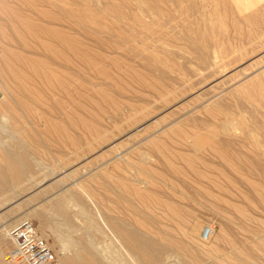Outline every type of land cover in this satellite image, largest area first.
<instances>
[{"label":"rangeland","instance_id":"rangeland-1","mask_svg":"<svg viewBox=\"0 0 264 264\" xmlns=\"http://www.w3.org/2000/svg\"><path fill=\"white\" fill-rule=\"evenodd\" d=\"M260 18L264 0H0V264L25 215L79 264L90 233L104 264H264V45L220 69L194 33Z\"/></svg>","mask_w":264,"mask_h":264},{"label":"bare ground","instance_id":"bare-ground-1","mask_svg":"<svg viewBox=\"0 0 264 264\" xmlns=\"http://www.w3.org/2000/svg\"><path fill=\"white\" fill-rule=\"evenodd\" d=\"M232 6V5H231ZM234 6V5H233ZM258 6H259V4H258ZM251 7V6H250ZM260 7V6H259ZM253 8V7H252ZM246 12V11H245ZM248 13V12H247ZM233 14V13H232ZM245 14V13H244ZM259 14H261V13H259ZM259 14H257V15H259ZM225 15H227V14H225ZM246 15V14H245ZM228 16V15H227ZM226 16V17H227ZM245 17V16H244ZM258 17H260V15L258 16ZM225 18V17H224ZM262 18V17H261ZM259 19V20H261V21H264V20H262V19ZM246 19H248V21L250 20V25L252 24L251 22H257V20H258V18H257V16H255V15H253L252 13L251 14H248L247 16H246ZM228 20H230V19H228ZM243 20V19H242ZM214 21V20H213ZM220 21V20H219ZM223 21V20H222ZM221 21V22H222ZM232 21V20H231ZM237 21V20H236ZM212 22V21H211ZM227 22V21H226ZM225 22V23H226ZM239 22V21H238ZM231 23V22H230ZM232 23H233V21H232ZM213 24H214V26H215V23L213 22ZM212 24V25H213ZM217 24V23H216ZM226 24H229V23H226ZM237 24V23H236ZM255 24V23H254ZM259 24V23H258ZM212 25H210V27H212ZM219 25H220V22H219ZM219 25H216V27L217 26H219ZM225 25V24H224ZM232 25V24H231ZM239 25V24H238ZM247 25V24H246ZM253 25V24H252ZM260 25H262V23H260ZM228 26V25H227ZM234 26V25H233ZM232 26V27H233ZM240 27H241V29H242V26L241 25H239ZM253 26H255V25H253ZM262 26H264V25H262ZM209 27V26H208ZM215 27V28H216ZM225 27V26H224ZM232 27L231 28H229V29H232ZM236 27H237V25H236ZM236 27H234L235 29L233 30V32L234 33H230L231 32V30H230V32H227V33H224V32H226L227 31V29L225 30V31H223V33L222 32H215L214 30H213V28L214 27H212V29L210 30H207V29H203V30H201V29H198V30H196L194 33L197 35L196 37V39H197V44L199 45V47L202 49V50H205V53L207 54L208 52H210V56H212L210 59L212 60L211 62H213L212 64L214 65H217V66H219V68L221 69V67H227V66H231V65H233V64H236V63H238V62H240V61H242L243 59H245L250 53H253V52H255L259 47H261L262 45H264V39H262V36H264V32H262V33H257V34H248V36H246V34H244L243 32H239V31H237L238 29H239V27L237 28V30H236ZM257 27H259V26H257ZM256 27V30L255 31H258L259 30V28H261V26L259 27V28H257ZM223 28V27H222ZM249 28V27H248ZM253 28V27H252ZM255 28V27H254ZM221 29V26H220V28H219V30ZM240 29V30H241ZM258 29V30H257ZM222 30V29H221ZM223 30H224V28H223ZM243 30V29H242ZM217 31V30H216ZM246 31V30H245ZM249 31V30H248ZM247 31V32H248ZM190 32H192V31H190ZM250 32V31H249ZM254 32V31H253ZM246 33V32H245ZM194 36V35H193ZM192 39V38H191ZM190 39V40H191ZM194 40V39H193ZM193 40H192V42H193ZM194 41H196V40H194ZM194 43V42H193ZM195 45V44H194ZM195 46H197V45H195ZM201 53H203V52H201ZM196 54V53H195ZM198 54V53H197ZM209 54V53H208ZM149 56V55H148ZM199 56H200V54H199ZM202 56H203V54H202ZM201 56V57H202ZM209 56V55H208ZM207 56V57H208ZM204 57V56H203ZM202 57V58H203ZM213 58V59H212ZM205 58H203V60H204ZM207 61V60H206ZM207 63H208V61H207ZM195 64V63H194ZM193 64V65H194ZM210 64V63H209ZM198 65H199V62H198ZM213 65H211V66H213ZM197 65H195L194 67H196ZM200 66V65H199ZM210 66V65H209ZM210 66V67H211ZM234 66V65H233ZM198 67V66H197ZM209 67V68H210ZM200 68V67H199ZM198 68V69H199ZM207 68V67H206ZM212 68V67H211ZM204 69V68H203ZM183 70L185 71V69H182V72H183ZM187 70V69H186ZM194 70H196L195 68H194ZM201 69H199V71H200ZM214 70V69H213ZM181 71V70H180ZM221 71V70H220ZM223 71V70H222ZM166 72V71H165ZM202 72H203V70H202ZM211 72V71H210ZM214 72L217 74V72H216V70H214ZM213 72V73H214ZM189 73V72H188ZM185 75H186V72L184 73ZM158 75H160V74H158ZM189 75H191L190 73H189ZM200 75V74H199ZM153 76H155V75H153ZM173 76H176V75H173ZM214 76V75H213ZM185 77H187V76H185ZM184 77V78H185ZM189 77V76H188ZM197 77V76H196ZM176 79H177V77H175ZM183 79V78H182ZM187 79H189V78H187ZM207 79V78H206ZM254 79V78H253ZM167 81L168 80H170V79H166ZM184 80V79H183ZM192 83L191 84H193V81H192V79H191V77H190V79H189ZM189 80H187L188 82H189ZM256 81V80H255ZM148 82H150V81H148ZM169 82V81H168ZM167 82V83H168ZM250 82H251V80H250ZM249 82V83H250ZM252 82H254V81H252ZM257 82V81H256ZM255 82V83H256ZM152 83H154V82H152ZM152 83L150 82V86L152 85ZM165 83V82H164ZM171 83H172V81H171ZM174 83V82H173ZM184 84H185V82H183ZM166 84V83H165ZM161 85V84H160ZM160 85H156V87H155V85H153V87H155V89L157 90V88L160 86ZM164 85V84H163ZM168 86V85H167ZM176 86H178V88H179V85H175L174 87H176ZM183 86V85H182ZM190 86V88H192V86L191 85H189ZM152 87V88H153ZM169 87V86H168ZM160 88V87H159ZM162 88V87H161ZM186 88V87H185ZM155 89H154V91H155ZM169 89H170V87H169ZM174 89H176V88H174ZM180 89V88H179ZM183 89V88H182ZM249 89V88H248ZM171 90H173V88L171 89ZM187 90V89H186ZM157 92V91H156ZM178 92V91H177ZM184 92V91H183ZM187 92V91H186ZM248 95H250V94H248ZM239 96V95H238ZM248 98V97H247ZM233 103V102H232ZM208 104V103H207ZM228 104H230V103H228ZM212 105V104H211ZM206 106V105H205ZM230 107V106H229ZM231 108V107H230ZM229 108V109H230ZM2 109V108H1ZM232 109V108H231ZM212 111V110H211ZM4 112V116H5V110L3 111ZM213 113H212V116H214L215 118H218L219 117V119L221 118V115H224V122H223V125H222V127L224 128V129H230V128H234V127H236L237 126V122L236 121H234V119L233 118H227V115L229 114L228 112H225L223 109H220V108H215V109H213V111H212ZM232 112V111H231ZM3 116V117H4ZM3 117H2V119H3ZM195 132H194V135H193V137H192V140H193V144L196 146V147H199L200 145H201V143H202V140H203V137H202V134H201V129L204 127L203 125L202 126H200V125H198V123H196L195 125ZM208 127V126H207ZM5 128V127H4ZM204 128H206V126L204 127ZM235 129V128H234ZM4 130V129H3ZM2 128L0 129V146H2L3 147V144H4V142H3V140H2ZM7 146V145H6ZM5 149V148H4ZM5 152H7V151H5ZM18 153V152H17ZM16 153V154H17ZM6 154V158L7 159H9V158H11V159H13V160H15L13 157H12V155H10V153L9 152H7V153H5ZM18 156V155H17ZM19 159V158H18ZM22 162V161H21ZM11 165H10V168H11V170H14L15 169V164L13 163V161L11 160V163H10ZM21 164V163H20ZM29 165V164H28ZM22 169H23V164H22ZM30 168V167H29ZM5 172V171H4ZM23 173H25L24 171H23ZM25 175H27V174H25ZM26 177V176H25ZM8 179H9V177H8ZM10 180L12 181V179L10 178ZM5 181H4V178H3V173H0V188H1V186L2 185H4L3 183H4ZM13 182V181H12ZM6 184V183H5ZM13 185V184H12ZM15 185H13V186H11L9 189L11 190V191H13L14 190V188L16 187H14ZM6 189H8V188H6ZM62 200H64L63 198H61ZM62 200H60V201H62ZM65 200H69L70 202L72 201V204H74L75 206H78L79 207V210L80 211H83L84 210V208H82L81 207V205L79 204V202L77 201V199L75 198V197H65ZM59 201V200H58ZM69 201H66V203L67 202H69ZM63 202V201H62ZM59 204H61L60 202H58ZM55 205V204H54ZM83 212H85V211H83ZM67 214V213H66ZM85 214L88 216V213H86L85 212ZM48 215V214H47ZM99 215V214H98ZM100 216V215H99ZM21 218V217H20ZM60 218V217H59ZM19 219V218H18ZM23 219H29V216H26L25 215V217H23ZM61 220V219H60ZM58 221V220H57ZM17 223V222H16ZM105 223V222H104ZM41 225H40V227H41V231L44 233V234H46V236H50V235H52L53 237H54V243H58L59 244V251H62L63 252V255L60 257L61 258V261H62V263L63 264H79V262L77 261V259L75 258V257H73L71 254H65V250H67L68 249V247H69V245H71V244H74L75 243V241H73V240H71V239H69V238H67V237H65L63 234H62V232L58 229V224L59 223H56V224H51V223H49L46 219H44V220H42L41 221V223H40ZM89 226H91V224L89 225ZM4 228H5V231L7 232V230L9 229H7L6 228V225H4L3 226ZM213 228V227H212ZM7 229V230H6ZM112 230H113V232L116 234V236H118L120 239H122V241H126V243H128L130 246H129V250L130 251H133L132 250V248L131 247H135L136 249H138L139 247H140V244H139V239L138 238H136L133 234H131V233H127L126 232V235H125V233H124V230L121 228V226L120 225H117L115 228H112ZM88 244L91 246V247H94L95 249H96V251H97V254L99 255H104V253H105V249L104 250H102V251H99L98 249H97V247H96V245H95V243H96V239L93 237V235H92V233H90L89 235H88ZM3 243V242H2ZM1 244V243H0ZM2 252H3V250H0V254H2ZM97 254H95L94 252H92L91 250H89V248L88 249H86V264H104L101 260H100V258L98 257V255ZM4 260H5V257H4ZM2 264H7V263H2Z\"/></svg>","mask_w":264,"mask_h":264},{"label":"built area","instance_id":"built-area-1","mask_svg":"<svg viewBox=\"0 0 264 264\" xmlns=\"http://www.w3.org/2000/svg\"><path fill=\"white\" fill-rule=\"evenodd\" d=\"M212 230L204 229V236ZM8 247L5 252L7 264H63L50 239L31 219H21L9 227L5 234Z\"/></svg>","mask_w":264,"mask_h":264}]
</instances>
